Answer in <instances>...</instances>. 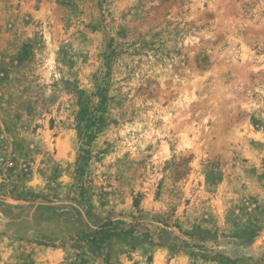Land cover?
<instances>
[{
    "label": "rangeland",
    "instance_id": "374dc122",
    "mask_svg": "<svg viewBox=\"0 0 264 264\" xmlns=\"http://www.w3.org/2000/svg\"><path fill=\"white\" fill-rule=\"evenodd\" d=\"M0 264H264V0H0Z\"/></svg>",
    "mask_w": 264,
    "mask_h": 264
}]
</instances>
